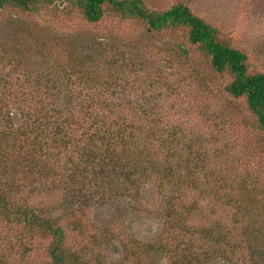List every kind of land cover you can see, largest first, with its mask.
<instances>
[{"label":"trees","instance_id":"obj_1","mask_svg":"<svg viewBox=\"0 0 264 264\" xmlns=\"http://www.w3.org/2000/svg\"><path fill=\"white\" fill-rule=\"evenodd\" d=\"M65 4L71 9L63 13L80 14L85 25L113 15L151 32L183 27L209 66L230 74L225 90L245 97L264 130V73L250 71L247 53L186 3L149 10L143 0H0L16 23L0 31V264H158L162 255L168 264H264V165L231 134L232 112L221 107L204 119L211 128L202 134L174 119L181 107L169 101L178 83L169 74L184 68L186 45L137 54L100 37L76 52L61 36L37 37L32 44L46 62V72L38 71L26 54L31 48L24 50L31 32L23 36L19 14ZM14 47L25 52L16 55ZM198 76L188 85L195 88ZM150 189L159 196L156 209L142 202ZM125 200L132 203L121 211ZM112 205L118 213L107 224L101 208L105 214ZM144 213L162 223L157 236L122 233Z\"/></svg>","mask_w":264,"mask_h":264},{"label":"rangeland","instance_id":"obj_2","mask_svg":"<svg viewBox=\"0 0 264 264\" xmlns=\"http://www.w3.org/2000/svg\"><path fill=\"white\" fill-rule=\"evenodd\" d=\"M143 2L149 10H164L178 2L188 4L194 13L211 24L218 26L221 32L220 35L231 45L247 53L250 71H262L264 73V0H143ZM66 6L68 5L65 4L63 7L59 5L55 10L52 5L51 8L44 10L41 14H19L20 18L23 19L21 20L22 23L25 22V24L23 23V28L26 27V33L23 36H27L30 32L36 35L31 37L30 33L25 38L28 39L31 47L24 48V50L31 48L26 54L30 55L31 61L36 62L32 64L34 68H37L38 71L46 72L44 70V67H46V62L44 63L45 57L39 54L35 50V45L32 44V39L37 37L39 39L47 38L53 42L54 37L57 40L58 36H61L62 43L68 49H74L76 52H78L77 47L81 50L85 40L91 42L100 37H106L112 43H121L122 47L127 44L133 46L134 49L130 48L129 51L132 53L136 51L137 54L147 47V52L160 53L161 55L162 50L165 51V49L171 46L175 47L177 44L184 43L189 49L184 68L179 73L174 70V72H170L169 74L170 79L177 77V82L179 83H174L173 88L175 91H168L171 104H178L181 107L179 110L176 109L173 114L174 119L178 118V121H189L190 129L188 130L192 131V133L202 134L205 128H211L209 122L204 119L209 120L211 115H219V110H222L221 107H223L232 112L234 117L231 134L234 136L238 134L237 136L241 143L249 147L251 151L249 152V157H251L253 163L264 165V130L258 128L255 117L246 106L245 97L234 98L225 90V87L231 80L230 74L226 72L218 73L209 66L208 57L202 50L197 48L195 44L187 41V30L183 29V27H176L163 30L161 33L151 32L142 21H119L113 15L105 16L102 21L95 25H85L86 22L80 14L72 12L69 16L65 15L64 11L71 9L70 6ZM14 14L15 12L11 10L5 9L0 11L1 32L4 31L3 27L15 28L16 23L12 21ZM6 22H8V25H6ZM11 23H13L12 26H10ZM37 26L41 28L38 31L35 30ZM14 34L15 32L9 33L8 41L12 40ZM21 35L22 31H18L15 39L17 40ZM16 49L14 47V50ZM24 52L21 50L18 53L16 50L15 53L16 55H21ZM140 58H148V56L142 54ZM37 60H42L43 62H37ZM47 69L49 75L54 77V66L53 68L49 66ZM195 74L199 75L198 80L200 79V82L195 84V88H193L188 83L196 82L195 79L190 78V76H194ZM198 85H201L202 88H197V90H200V94L197 97L194 91ZM136 88L138 93L137 95L134 94V97L139 101V97H144L142 93H139L143 92V90L139 87ZM197 90L196 92H198ZM125 92V94L123 92V99L125 101L131 99V92L128 89ZM57 99V101H62L60 100L62 96L57 97ZM17 115L19 114L17 113ZM217 121H219V117ZM150 190H148V193H144L142 202L151 209H156L159 204V196L155 191L153 193V189ZM131 203L132 201L129 200L120 201L121 211L127 209ZM107 207L105 214V207L101 208L103 209L102 219L107 224H110L115 221L113 214L116 215L118 210L114 205ZM135 217H138V219H129L127 221L122 233L141 240L151 239L160 233L162 223L154 215L144 213L135 215ZM131 221L135 222L131 223ZM126 240L130 241L128 238ZM133 242L131 240L130 244ZM119 248L121 249V247ZM119 258H117V262ZM157 263L168 264V256L162 255ZM207 264H228V262L225 259L214 258Z\"/></svg>","mask_w":264,"mask_h":264}]
</instances>
